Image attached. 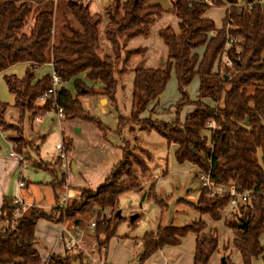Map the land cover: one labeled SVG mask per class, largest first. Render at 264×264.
Here are the masks:
<instances>
[{
    "label": "trees",
    "instance_id": "obj_1",
    "mask_svg": "<svg viewBox=\"0 0 264 264\" xmlns=\"http://www.w3.org/2000/svg\"><path fill=\"white\" fill-rule=\"evenodd\" d=\"M210 1L207 4L200 0H170V12L178 19V31L170 27L159 31L167 46V59L159 68L134 70L130 116H121L118 127L134 123L140 130H154L168 145L177 146L174 152L177 162L210 168L214 183L232 181L239 190L250 193V204L233 207L224 223L233 232L232 244L242 264H252V259L264 251L260 243L264 232V5L253 0H242L245 3L242 7L237 5L239 0ZM212 5L226 6L220 28L205 16ZM164 12L158 0H112L104 9L107 15L104 36L112 54L101 57L102 15L92 13L87 0H68L58 24L55 0H0V73L14 64L28 63L23 76L4 75L20 121L53 105L49 99L38 101L51 86L50 75L35 76L37 68L51 63L63 82L56 105L63 109L65 118L93 120L104 130L99 121L83 110L79 96L98 93L115 103L118 82L126 72L122 65L138 51L125 50L124 40L147 35L150 25ZM227 36L235 39L227 50L232 65L220 69V55ZM201 47L203 50L199 52ZM172 70L181 94L176 112L186 104H192L193 110L182 123L178 119L163 122L140 118L143 111L148 108L152 112L158 104ZM195 76L199 80L198 96L189 100L184 87ZM69 83L74 94L66 87ZM97 85H101L100 90L96 89ZM206 99L211 103L205 102ZM6 111L7 103L0 101L3 130ZM209 121L215 127L207 135L204 131ZM20 145L17 152H22L24 146ZM148 158V154L143 157L134 149L122 148V158L112 166L104 181L95 189L82 188L81 199L58 217L49 218L44 211L30 210L15 218L16 207L4 199L0 207V264H43L36 248L37 221L40 218L56 222L72 220L79 225L83 222L81 216L95 208L98 209L95 235L97 238L103 234L98 245L106 246L114 235L113 224L119 218L118 197L129 190L142 191L141 178L134 174L133 167L145 172ZM228 203V196H208L201 189L196 207L217 221ZM114 208L113 219L103 214L106 210L113 212ZM205 226L199 220L182 226H160L156 233L146 232L141 240L139 264L166 245H179L189 232L195 234L193 264H207L218 246V232L212 229L205 233ZM75 263L87 264L82 252L52 254L48 261V264Z\"/></svg>",
    "mask_w": 264,
    "mask_h": 264
},
{
    "label": "rangeland",
    "instance_id": "obj_2",
    "mask_svg": "<svg viewBox=\"0 0 264 264\" xmlns=\"http://www.w3.org/2000/svg\"><path fill=\"white\" fill-rule=\"evenodd\" d=\"M111 1L90 0L89 5L92 13H100L103 18L99 25V55L101 57L112 54L111 45L104 36L107 23L104 9L107 4H111ZM66 2L68 0H55L56 24L60 22V14ZM160 3L165 12L150 25L148 34L124 40L125 50L138 51L132 54L125 65H122L126 68V72L118 82L116 102L107 100L98 93L79 96L83 110L94 120L99 121L104 130H101L93 120L81 117L66 119L65 115L58 120L55 113L45 116L41 122L35 121L34 116L28 115L20 121L19 110L13 105L14 97L8 91L4 75L13 74L21 77L28 63L14 64L0 73V101L7 103V111L3 117L5 133L9 132L7 135H10L9 138L17 146L18 143L24 146L19 153L25 157L23 162L17 161L15 171L8 166L5 171L0 169V190L5 187V195L12 198L16 195L15 182L23 178L26 185L19 190L18 194L25 201H29V205L24 211L21 210L20 215L34 210L44 211L49 218L58 217L70 208L74 201L81 199V189L78 188H95L104 181L112 166L122 158V148L134 149V152L143 157L146 154L149 156L146 162L148 168L145 172L138 167H133L134 174L141 178L142 191L129 190L119 195L116 203L119 218L117 224H113L114 235L110 237L106 249L102 248L105 245L102 247L98 245L99 256L105 257L110 264H139L142 246H139L138 242L142 240L146 232L156 233L160 226H182L192 221L202 220L206 225L203 232L208 233L212 229L218 232V246L210 255L207 264H242L239 252L232 244L233 232L224 223L229 214L234 211L233 207H225L217 221L207 214L200 213L196 206L200 190L203 188L197 179L196 168L192 166L194 164L177 162L174 157L175 145H168L165 139L154 130L149 132L140 130L138 124L134 123L118 127L121 116L125 118L130 116L134 70L140 67L153 69L161 67L167 59L168 51L159 31L166 27L178 31V19L169 10L170 0H160ZM225 10L223 5H212L205 13L216 26H221ZM202 50L203 47L199 48V52ZM39 68L36 69L35 75ZM47 68L44 69L47 70ZM220 69H222L221 66ZM66 87L71 91L70 83ZM198 87L197 76L184 87V93L189 100L197 98ZM180 98L181 94L172 70L158 104L152 112L148 108L143 111L140 118L163 122L178 119L182 123L186 115L193 110V105H183L176 112L175 105ZM205 102L211 103L208 99ZM212 125L215 127L213 122ZM204 133L208 135V130ZM4 137V133L1 132L0 158L6 162L12 159L9 158L10 144ZM67 142L70 145H67ZM57 145L61 149H58ZM64 150L69 164L68 170L62 166L63 160L60 158ZM72 161L79 165V171H71ZM69 188L72 189V197L67 198L66 206H53L65 197ZM114 211L115 208L113 212L106 210L103 214L113 219ZM97 213L98 209L95 208L91 213L81 216L83 222L79 224L81 226L79 231L83 233L88 243L96 241L98 244L103 240V234L96 238L95 226H89V222L96 221L98 218ZM70 221L72 220L64 222L69 225ZM61 224V222L40 218L36 225L39 242L49 247L47 243L58 234ZM193 243L194 236L189 232L183 237L180 250L189 253ZM260 243L264 247V232L260 236ZM91 254L94 257L98 256L97 252ZM156 257L164 264L160 255ZM156 257L151 259V263L155 262ZM184 264H188V261L184 260ZM252 264H264V251L263 255L252 259Z\"/></svg>",
    "mask_w": 264,
    "mask_h": 264
},
{
    "label": "built area",
    "instance_id": "obj_3",
    "mask_svg": "<svg viewBox=\"0 0 264 264\" xmlns=\"http://www.w3.org/2000/svg\"><path fill=\"white\" fill-rule=\"evenodd\" d=\"M201 2L210 4V0H200ZM253 3L264 5V0H253ZM239 7H242L245 5L244 2L239 1L237 4ZM250 6V4L248 5ZM235 42V39L232 37L227 36L225 45L223 50L221 51L220 55V66L221 68L225 67H230L232 65L231 60L227 56V50L228 48ZM52 65V64H51ZM51 77V86L38 98V101L40 103L45 102L47 99H49L52 102V106L49 109H46L43 113L38 114L34 116L35 121L41 122L45 116H48L52 113H55L56 118L58 120H61L64 117V112L63 109L59 106L56 105V98H57V92L60 90L63 82L58 76L55 71L53 70V65H52V71L50 73ZM206 128L209 132L210 129L214 128L212 125V122L209 121L206 124ZM10 153L9 156L11 158H14L15 160L19 162H23L25 157L21 155V153L16 151L17 144L13 141L10 142ZM58 149H61L59 145H57ZM60 158L63 160L62 166L68 170L69 164L67 163V158L65 156V150L61 152ZM197 179L200 183V186L207 191L208 196H218V197H223V196H228L229 197V203L228 206L230 207H235L241 204H250V199L251 195L249 192L246 191H241L238 189L237 185L229 181L227 183H214L211 178V169L206 168V169H201L199 168L197 170ZM25 187V182L22 179H18L15 182V192L16 195L13 196L10 200V202L16 207L13 216L15 218L20 216L21 210L24 211L27 208V205L29 201H25L23 198H21L18 194L19 190ZM72 197L71 191L68 190L65 197L61 200L56 202L53 206L55 207H65L66 206V200L67 198ZM94 220L89 222V226L94 227L95 226ZM58 240L63 239L62 234H58L57 236ZM85 244L84 239H83V233L80 231H77V237L72 238L71 240L67 241L66 243V251L73 253V252H82L85 256V262L88 264H106V259L101 258L98 253V244L96 241H93L91 243L92 246V252H84L83 245ZM103 249H106V246L102 247ZM97 252V257H94L91 253ZM49 258H46L43 262V264H48Z\"/></svg>",
    "mask_w": 264,
    "mask_h": 264
},
{
    "label": "crops",
    "instance_id": "obj_4",
    "mask_svg": "<svg viewBox=\"0 0 264 264\" xmlns=\"http://www.w3.org/2000/svg\"><path fill=\"white\" fill-rule=\"evenodd\" d=\"M239 1H242V0H239ZM88 2L90 5V0H88ZM158 3H160V0H158ZM160 5H161V3H160ZM170 7H171V5H170ZM224 8H226V6H224ZM205 16L208 17L206 13H205ZM215 26H216V24H215ZM220 27L221 26H216V28H220ZM45 67H48L47 70L44 69ZM51 71H52L51 63H46L38 69L37 74L35 76H36V78H41L43 75L51 73ZM96 89L97 90L101 89V85H97ZM71 91L74 94L73 88H71ZM155 107L156 106H153V109ZM1 132L4 133V136H5L4 138L6 139L7 143L10 144L12 139L9 138L10 135H7V134H9V132L6 134L5 129L3 130L0 128V134H1ZM173 145H175V144H173ZM176 148H177V146L175 145L174 150H176ZM9 158H10V156H9ZM10 159H12V160L5 162L4 159L0 158V169L2 171H5V168H7V166L9 167V169H12V170L14 169V171L17 169V165H18L17 160H15L13 158H10ZM74 163H75V161H74ZM74 165H75L76 170L72 171V168H71V171L72 172L79 171V169H80V167H78L79 165L76 163ZM70 166H71V163H70ZM192 166H193V168H196V170H195V173H196L199 168H197L194 165H192ZM21 179L24 180L23 178H21ZM24 182H25V180H24ZM25 185H26V182H25ZM84 188L95 189L94 187H84ZM78 189H82V188H78ZM68 190L72 191V189H70V188ZM5 194H6V191H5V187H4L3 189L0 190V207H1L4 199L7 200L10 205H12V203L10 202L11 198L7 197ZM61 223H62L61 229L58 232V234H62L63 239L58 240L57 239L58 234H56V236H54V238L51 239L47 243V244H49V247L45 243L39 242L38 235L35 232V235H36L37 240H38V243L36 244V248L39 251L42 260H45L46 258L51 256L52 254H56V255H60V256L64 255L67 252L66 251L67 241L71 240L72 238L77 237V231H79L81 228L80 225L76 226L72 221H70L69 225L67 224V222H61ZM192 234L194 236V243H193V246L191 247V250L189 251V253L187 251L183 252V250H180L181 243L179 245H166L162 249H159L154 254H152L148 259H146L144 261L143 264H162L161 263L162 261L159 260V258H158L159 256L156 257V255H160V259L163 258L164 264H184V260H187L188 264H193V254H194V247H195V234L194 233H192ZM83 239L85 242V244L83 245L84 252L93 251L92 246H91V243L93 241L88 243V242H86L85 237H83ZM182 239H181V241H182ZM138 244H139V246H142L141 240H139ZM154 257H156L155 262L151 263V261H152L151 259H154ZM106 262H107V260H106ZM108 264H110V263H108Z\"/></svg>",
    "mask_w": 264,
    "mask_h": 264
},
{
    "label": "water",
    "instance_id": "obj_5",
    "mask_svg": "<svg viewBox=\"0 0 264 264\" xmlns=\"http://www.w3.org/2000/svg\"><path fill=\"white\" fill-rule=\"evenodd\" d=\"M71 168H72V171H75L76 170V168H75V165H74V162L72 161L71 162ZM117 215H119V211H117ZM134 217V216H133ZM133 217H132V219H133ZM245 226H247V222H245V224H244Z\"/></svg>",
    "mask_w": 264,
    "mask_h": 264
}]
</instances>
